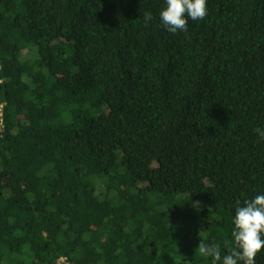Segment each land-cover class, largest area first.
Segmentation results:
<instances>
[{
  "label": "trees",
  "instance_id": "trees-1",
  "mask_svg": "<svg viewBox=\"0 0 264 264\" xmlns=\"http://www.w3.org/2000/svg\"><path fill=\"white\" fill-rule=\"evenodd\" d=\"M164 7L0 0V264H223L264 195V0Z\"/></svg>",
  "mask_w": 264,
  "mask_h": 264
},
{
  "label": "clouds",
  "instance_id": "clouds-1",
  "mask_svg": "<svg viewBox=\"0 0 264 264\" xmlns=\"http://www.w3.org/2000/svg\"><path fill=\"white\" fill-rule=\"evenodd\" d=\"M166 7L160 13L163 27L172 34H187L189 21L203 20L208 15V0H165ZM153 19L151 12L144 13L145 24ZM259 139L264 141V128L254 129ZM233 240H225L224 247L228 253L223 257V264H256V257L264 251V195L238 206L234 216ZM196 252L201 257L211 258L212 264L221 261V247L203 239Z\"/></svg>",
  "mask_w": 264,
  "mask_h": 264
},
{
  "label": "rangeland",
  "instance_id": "rangeland-1",
  "mask_svg": "<svg viewBox=\"0 0 264 264\" xmlns=\"http://www.w3.org/2000/svg\"><path fill=\"white\" fill-rule=\"evenodd\" d=\"M67 262V261H66ZM66 262H64V261H61V263L60 264H74V263H72V262H70V261H68L67 263Z\"/></svg>",
  "mask_w": 264,
  "mask_h": 264
},
{
  "label": "built area",
  "instance_id": "built-area-1",
  "mask_svg": "<svg viewBox=\"0 0 264 264\" xmlns=\"http://www.w3.org/2000/svg\"><path fill=\"white\" fill-rule=\"evenodd\" d=\"M61 261H64V262H66V261H67V262H68V260H67V259H61V260L58 262V264H60V263H61ZM67 262H66V263H67Z\"/></svg>",
  "mask_w": 264,
  "mask_h": 264
}]
</instances>
